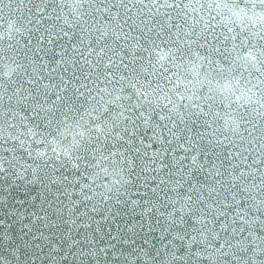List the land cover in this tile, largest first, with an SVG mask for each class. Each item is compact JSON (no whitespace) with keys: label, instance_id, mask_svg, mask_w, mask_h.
<instances>
[{"label":"snow or ice","instance_id":"obj_1","mask_svg":"<svg viewBox=\"0 0 264 264\" xmlns=\"http://www.w3.org/2000/svg\"><path fill=\"white\" fill-rule=\"evenodd\" d=\"M2 185L0 264H264V0H0Z\"/></svg>","mask_w":264,"mask_h":264},{"label":"water","instance_id":"obj_2","mask_svg":"<svg viewBox=\"0 0 264 264\" xmlns=\"http://www.w3.org/2000/svg\"><path fill=\"white\" fill-rule=\"evenodd\" d=\"M62 23V22H61ZM154 147H159V145H154ZM198 176L202 175L200 173H197ZM225 180L228 179L227 175L224 177ZM5 189H7V185L0 186V193H4ZM37 191H41L37 186H29L27 189L24 187H19L15 189H8V194L5 197L4 195H0V201H3V206H0V219H4L6 221L12 222L10 216L8 213L11 211V208L8 207V205L15 204L18 208H27L30 212L32 211H39L40 208V200L37 199L36 201H33L31 198L36 195ZM132 197L134 199H138L139 197L135 194V190L132 191ZM24 202L23 204L17 203V202ZM140 210L137 209V213ZM99 219V217H98ZM141 219L139 215H135L132 217V223H136ZM146 219V218H145ZM129 217L127 215H123L122 217H117L114 222H101V229L102 233H106L108 229H112V234L115 235V224H120L121 229L123 230L125 227V224L128 222ZM12 234L17 238V243H20V237H24V233L21 232L22 225L20 223L12 222ZM27 223V221H25ZM35 227L33 228V232H36V228H39L41 232L44 233L45 236L51 237V232L46 230L42 225L39 224V222L34 221ZM4 225H0V229H3ZM64 229L62 228L61 231ZM36 235L39 236L40 232H36ZM75 235V233H73ZM91 235V233H89ZM153 236H158V233H153ZM24 239L28 240L29 245H32L33 243H40L44 244L46 243L43 240H36L33 241L31 234L24 237ZM105 239L107 237L105 236ZM53 244H55V240L53 239ZM157 247H159V244H157ZM65 248H67V245H65ZM59 259V258H58ZM62 264H72L71 259L69 258L68 261H63Z\"/></svg>","mask_w":264,"mask_h":264}]
</instances>
